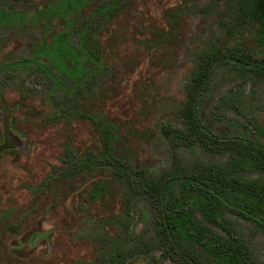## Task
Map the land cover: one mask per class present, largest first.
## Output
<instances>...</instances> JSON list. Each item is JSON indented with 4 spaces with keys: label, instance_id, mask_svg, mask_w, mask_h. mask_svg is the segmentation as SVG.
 Returning a JSON list of instances; mask_svg holds the SVG:
<instances>
[{
    "label": "rangeland",
    "instance_id": "1",
    "mask_svg": "<svg viewBox=\"0 0 264 264\" xmlns=\"http://www.w3.org/2000/svg\"><path fill=\"white\" fill-rule=\"evenodd\" d=\"M62 3L0 0L1 9L29 17L26 24L0 27V144L10 145L0 151V226L4 220L18 223L17 235L0 253L10 264H124L133 258L137 264H184L163 239L157 202L143 188L112 178L117 164L110 159H97L90 173L75 171L65 152L79 159L97 151V116L120 122L129 149L124 163L135 173L156 177L176 164L203 170L221 164L227 152L193 137L182 108L200 57L248 44V30L226 31L224 3L214 0H92L74 23L52 20L49 27L66 31L69 44L81 41L104 59L102 73L88 78L76 98L87 101L90 112L84 114L72 107L63 89L69 81L59 70L31 61L36 43L49 39L42 25L46 8ZM254 56L264 61V45ZM233 66L238 68L232 62L214 66L206 78L197 105L201 131L219 141L262 145L256 125L264 127V72L249 70L242 77L239 69L227 72ZM242 173L259 176L258 170ZM95 183L100 198L89 199ZM218 210L255 262L264 264V223L223 204ZM258 215L264 219L263 212ZM179 245L184 251L196 247Z\"/></svg>",
    "mask_w": 264,
    "mask_h": 264
},
{
    "label": "trees",
    "instance_id": "2",
    "mask_svg": "<svg viewBox=\"0 0 264 264\" xmlns=\"http://www.w3.org/2000/svg\"><path fill=\"white\" fill-rule=\"evenodd\" d=\"M62 2L61 7L52 4L46 8L42 25L45 36H49V39L44 37L36 43L31 61L38 66L48 61L55 66L63 78L69 81L63 89L73 98L72 107L89 114L90 107L87 101L76 98L81 91H85L84 86L88 78H93L96 74L97 79L102 73L104 59L100 54L88 51L81 41L78 47L69 44L66 31H53L49 26L52 20L57 18L65 20L69 25L74 23L79 18L81 9L90 5L92 0H62ZM219 2H223L225 7L221 26L228 32L245 26L248 30L246 36H249L247 40L250 42L248 44L238 42L223 53L209 50L200 57L197 69L192 72L191 85L182 113L187 129L194 135L193 137L197 140L206 139L209 143L218 145L215 146L218 150L227 152L228 156L224 162L206 170H203L199 164L192 168L176 164L171 173L156 177L147 175L143 171L135 173L124 163L129 149L122 141L120 122L97 116L94 120L101 127L97 135L98 140L95 141L97 151L79 159L73 158L74 154L69 151L65 153L69 155L74 165L73 170L82 168L87 173L96 170L97 159H110L117 164L116 169L109 172L112 178L124 177L143 188L157 202L159 228L163 239L180 252L184 264H258L253 259L247 244L218 209L223 204L240 216H247L264 223V219L258 215L264 213V144L235 139L219 141L202 133L197 105L199 93L214 66L228 65L232 62L238 68L227 67V72L236 73L239 69L238 74L242 77L249 70L264 72V61L254 56L256 50L264 45V0H214L216 4ZM100 11L102 10L98 9L97 12ZM28 19L27 14L23 12L0 8V27L26 24ZM88 23V19L83 20V27ZM2 61L3 58L0 60V68L4 65ZM90 62L92 64L87 68ZM57 84L59 83L56 82ZM256 132L264 136V127L256 125ZM164 133H167L166 129ZM180 133L181 130L176 129L175 136ZM248 170H258L259 176L247 179L242 172ZM64 182L69 184V180ZM87 197L100 198L96 191V183ZM17 229L18 223L4 220L0 226V248H7L8 238L15 237L18 233ZM182 241H186L189 246L195 244L196 247L191 246L189 250L184 251L183 247H180L182 245H179ZM0 264H10L4 261L1 253ZM124 264H137V261L133 258Z\"/></svg>",
    "mask_w": 264,
    "mask_h": 264
},
{
    "label": "water",
    "instance_id": "3",
    "mask_svg": "<svg viewBox=\"0 0 264 264\" xmlns=\"http://www.w3.org/2000/svg\"><path fill=\"white\" fill-rule=\"evenodd\" d=\"M9 146H10V145H9L8 143H6V142L1 143V144H0V151L3 150V149L8 148Z\"/></svg>",
    "mask_w": 264,
    "mask_h": 264
}]
</instances>
